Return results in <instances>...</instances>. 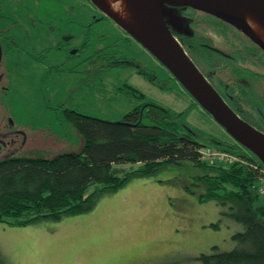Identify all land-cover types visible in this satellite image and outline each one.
<instances>
[{
    "label": "rangeland",
    "instance_id": "1",
    "mask_svg": "<svg viewBox=\"0 0 264 264\" xmlns=\"http://www.w3.org/2000/svg\"><path fill=\"white\" fill-rule=\"evenodd\" d=\"M0 4V159L78 151L82 141L65 109L119 121L145 102L180 113L214 153L229 155L222 149L236 145L140 44L111 20L93 22L96 13L86 0ZM62 18L70 36L67 53L54 51L60 32L47 31ZM113 56L130 65L113 68ZM136 67L154 74L161 89ZM128 87L143 97L119 89ZM205 173L189 161L165 165L98 194L81 214L24 226L0 222V264H203L194 257L214 246L232 249V234L243 229L221 216L213 200L200 201L203 188L193 181ZM217 221L216 229L210 227Z\"/></svg>",
    "mask_w": 264,
    "mask_h": 264
},
{
    "label": "trees",
    "instance_id": "2",
    "mask_svg": "<svg viewBox=\"0 0 264 264\" xmlns=\"http://www.w3.org/2000/svg\"><path fill=\"white\" fill-rule=\"evenodd\" d=\"M138 73L161 89L154 75L144 70ZM119 89L143 97L133 87ZM64 112L81 138V148L51 157L11 155L0 159V222L24 226L78 215L90 209L95 196L116 191L131 176L149 175L165 165L189 161L206 172L193 181L203 188L200 201L213 200L221 216L243 227L232 234V249L218 251L214 246L212 253L198 254L194 260L264 264V205L256 189L264 166L246 148L236 143L231 149H222L232 161L206 159L202 150L207 146L197 131L180 120V113L153 102L135 106L119 121L68 109ZM210 227L216 229L218 221Z\"/></svg>",
    "mask_w": 264,
    "mask_h": 264
},
{
    "label": "water",
    "instance_id": "3",
    "mask_svg": "<svg viewBox=\"0 0 264 264\" xmlns=\"http://www.w3.org/2000/svg\"><path fill=\"white\" fill-rule=\"evenodd\" d=\"M112 22L153 56L192 99L239 145L264 166V133L243 121L221 98L196 67L168 24L178 28L181 19L170 7H188L213 16L241 31L264 52V42L244 18L249 13L264 23V0H126L139 19V30L130 31L100 0H89ZM168 17V23L165 17ZM73 50L71 54H74ZM1 57V52H0Z\"/></svg>",
    "mask_w": 264,
    "mask_h": 264
},
{
    "label": "flooded vegetation",
    "instance_id": "4",
    "mask_svg": "<svg viewBox=\"0 0 264 264\" xmlns=\"http://www.w3.org/2000/svg\"><path fill=\"white\" fill-rule=\"evenodd\" d=\"M86 1L96 13L93 22L110 20L89 0ZM29 5L25 3L23 7L29 8ZM19 8L21 7L16 6V9ZM170 10L181 22L176 29L170 24L168 27L199 71L243 121L264 133V52L241 31L213 16L182 6H172ZM97 14L100 16H96ZM168 20L166 16L167 23ZM53 21V26L47 27L48 35H54L55 31L60 32V39L55 42L54 51L67 53L70 36L64 31V18ZM2 50L0 44V52ZM128 65V59L113 56V68ZM135 69L137 73L140 70L137 67Z\"/></svg>",
    "mask_w": 264,
    "mask_h": 264
},
{
    "label": "bare ground",
    "instance_id": "5",
    "mask_svg": "<svg viewBox=\"0 0 264 264\" xmlns=\"http://www.w3.org/2000/svg\"><path fill=\"white\" fill-rule=\"evenodd\" d=\"M105 7L130 31L139 30V19L135 9L126 0H100ZM244 18L251 25L255 33L264 42V23L249 13L244 14Z\"/></svg>",
    "mask_w": 264,
    "mask_h": 264
},
{
    "label": "built area",
    "instance_id": "6",
    "mask_svg": "<svg viewBox=\"0 0 264 264\" xmlns=\"http://www.w3.org/2000/svg\"><path fill=\"white\" fill-rule=\"evenodd\" d=\"M202 155L206 159L212 158L213 160L219 159L220 161H222V160L232 161L234 159L230 155L214 153L213 151H211L210 148H207V147L202 150ZM256 189H257V192L259 193V195L261 197H264V172L262 173V176H259V178H258V183L256 185Z\"/></svg>",
    "mask_w": 264,
    "mask_h": 264
},
{
    "label": "crops",
    "instance_id": "7",
    "mask_svg": "<svg viewBox=\"0 0 264 264\" xmlns=\"http://www.w3.org/2000/svg\"><path fill=\"white\" fill-rule=\"evenodd\" d=\"M203 226V223H201L200 225H199V227L201 228Z\"/></svg>",
    "mask_w": 264,
    "mask_h": 264
}]
</instances>
